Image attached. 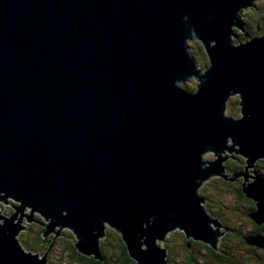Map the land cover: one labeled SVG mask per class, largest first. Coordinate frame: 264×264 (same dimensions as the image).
Wrapping results in <instances>:
<instances>
[{
    "label": "water",
    "instance_id": "1",
    "mask_svg": "<svg viewBox=\"0 0 264 264\" xmlns=\"http://www.w3.org/2000/svg\"><path fill=\"white\" fill-rule=\"evenodd\" d=\"M256 1L0 0V264H51L17 238L37 214L99 261L106 225L137 264H169L176 229L221 252L198 193L212 176L244 177L264 225V35L235 42ZM232 152L246 164L229 175ZM245 240L264 249V232Z\"/></svg>",
    "mask_w": 264,
    "mask_h": 264
},
{
    "label": "rangeland",
    "instance_id": "2",
    "mask_svg": "<svg viewBox=\"0 0 264 264\" xmlns=\"http://www.w3.org/2000/svg\"><path fill=\"white\" fill-rule=\"evenodd\" d=\"M263 5H264V1L257 0L254 6H252V8L243 10L244 11L243 16L245 17L243 16L241 17L240 23H242L246 28H248L247 34H251V36L264 35V14H263L264 6ZM189 44L191 46L190 51L196 57L198 66L201 67L203 70H206L209 59L206 53L204 52L203 48L201 47L200 43L195 38L189 41ZM183 86L184 87L190 86L191 88H196L197 80L190 79ZM237 99L239 100L238 95L232 96L230 98L227 104L226 112L228 115H232L234 117L240 118L241 117V114H240L241 107L239 104L240 101L237 102ZM223 155L231 156V154L228 151H226V153ZM232 155H234L235 157L241 156L244 158V160L242 161L243 164L239 165L238 170L240 171V170L245 169L243 165L246 164V161H245L246 158L242 156L241 154H236L235 152H232ZM205 158L208 160H213V159H217V156H214L212 152H209L208 154L205 155ZM230 160L232 159L229 158L225 160L222 164L223 166H225L227 170L229 169L228 164H230ZM252 170L253 169H248V171H250L249 174H253L251 172ZM228 174L231 175V173H228ZM214 179H210L206 181L205 184H203L199 188L198 193L200 196H202L204 200V203H201L202 206H204L212 216L214 215L213 217L216 218L218 222L227 229V231H225L223 235L219 236L220 242L216 246L217 249L223 253H227L226 250L229 249L228 254L231 251L230 253H232L235 256V258L232 259V257H228V255H226L227 257H225L223 253H220L221 255H223V257H212V256L208 257L204 250L203 251L200 250L201 253L205 255V259L203 260V262L199 261L197 264H264V253H259V252L257 254L254 253L253 251L247 248L248 245L240 244L239 239H237L236 237L239 231H241L244 235H247V236L256 235V233L252 234L253 232H255L254 222L252 221V219L248 218V212H249V210H247L248 204L244 200H242L238 195L231 192L230 191L231 189L227 191L225 185H223V183L219 181V179L220 180L222 179L220 176H217V178L214 177ZM236 180L240 181L242 184L245 183L244 177L240 176ZM251 181H253L252 178H250V182ZM226 182L234 183L231 181L224 180V183ZM26 213L29 214L30 212L26 211ZM217 213L220 214L221 217L218 216ZM251 213L252 212H250V214ZM36 217L41 218L39 214H37ZM26 221H27V218L24 216L22 219V222H23L22 224L24 225ZM42 222L47 224L45 219L44 220L42 219ZM25 225L27 226L28 231L27 230L21 231V233L17 236V238L21 240L22 244L28 250L30 249V247L28 246L34 245L29 235L34 234V231L32 230H37L38 228H37L36 222H31V223L26 222ZM44 229H45V226H44ZM56 229L59 230V227H57ZM111 231L116 232V230H114L111 226L106 225V235H105V238L103 237L101 239V243L107 244V241L110 240V237H108L107 233ZM60 233H62L61 234L62 236H57L59 237L57 238V240L61 241V239H67L69 240L70 243L73 244V242L75 241V236L73 235V232L69 228H65L61 230ZM166 236H167L166 238L169 239L167 242L168 244L166 242L165 244H162V245H161V242L159 243L161 246H164L165 248H167V245H168V249H169L171 246L173 248L175 245L179 244L180 238L184 237L185 233L179 229H176L175 231H169ZM48 237H49V234H48ZM191 239L194 240L193 238ZM59 243L56 244L57 246L54 248V251L52 252L51 257L52 256L61 257L63 261L67 262L69 261V256L65 252H63L62 244H59ZM38 249L39 250L38 251L35 250V252H39L43 256L45 252V248L42 249L38 247ZM113 250L115 249L112 248L111 253ZM58 253H62V254L59 255ZM182 254L183 252L179 251V255L182 256ZM176 257H179V256H176ZM228 258L229 259L231 258V260L233 261H228ZM53 261L58 263L57 260H53ZM177 263L184 264L185 261L182 262L181 259H177ZM74 264H79V263H74Z\"/></svg>",
    "mask_w": 264,
    "mask_h": 264
},
{
    "label": "trees",
    "instance_id": "3",
    "mask_svg": "<svg viewBox=\"0 0 264 264\" xmlns=\"http://www.w3.org/2000/svg\"><path fill=\"white\" fill-rule=\"evenodd\" d=\"M243 15H244V11H241L240 16H239L240 19ZM243 17H245V16H243ZM243 27H244V25L242 23H240L239 27H237L235 29V32H236L235 33V36H236L235 42L236 43L244 40L245 38H248V36H251V34L244 33L246 28L244 29ZM186 88L188 90H195L196 89V88H191L190 86H186ZM237 102H239L238 99H237ZM243 159H244L243 157H239L240 163L237 161H230V164H228V165L230 168L232 167L231 170H234L235 168L239 169V165H241ZM259 162L261 163V166H258V167H260V169H261L260 172L264 175V159L262 161H259ZM235 163H237V164L234 166L233 164H235ZM219 181L221 183H223V185H225L227 191H229V189L234 190V187H235L234 184H225L224 181L220 180V179H219ZM238 195H239V197L243 198L244 200H247L246 198H248L246 195H244L241 192V187L238 188ZM220 208H222V207H220ZM252 210L253 209H251L248 213H250ZM257 226L258 225H256L254 223V229L256 230L255 233H258L257 231H261V230L263 231L264 230V226H260V227H257ZM112 236L113 237H110V240H108L107 244L109 243L110 246H113V248L115 250H113L112 253L110 251L108 255L106 252H104V254H103L104 261H98V260L94 259L93 257H87V256L82 255L81 253H79L77 251L74 243L71 244L69 241H66L64 245L62 244V250H63V252H65L69 256V261L66 262V261H63L61 257H53V256H52L53 257L52 259L57 260L58 263L54 262L52 259H50L49 261L51 262V264H74V263H79V264H130V263H132L133 264V261H131L129 255H128V252L126 250V245L123 242L121 235L118 234L117 232H115L114 234H112ZM246 236L247 235H244L241 231H239L238 236H237V239H239V243L248 245L246 240H245ZM189 241L190 240L187 239V242H189ZM28 247H30V249H28V250H33V251L39 250L38 247H34V246H28ZM204 248H206L208 250V252H210L212 257H223V255L225 257H227L226 255H228V257H232V259L235 258V256L232 253H230L231 251L229 252L230 255L228 254L229 249L226 250L227 253H223V255H221L220 253H222V252H218L206 244H204ZM59 249H61V248H59ZM198 252H199V250H198ZM253 252L256 254L258 252L264 253V249H260L258 247H255ZM58 254L61 255L62 253H58ZM198 254L194 255V257H191L190 260L185 261L184 264H197L199 261L203 262V260L205 259V256L204 255L200 256ZM67 259H68V257H67ZM228 261H233V260H231V258L230 259L228 258ZM206 262H207V260H206Z\"/></svg>",
    "mask_w": 264,
    "mask_h": 264
},
{
    "label": "flooded vegetation",
    "instance_id": "4",
    "mask_svg": "<svg viewBox=\"0 0 264 264\" xmlns=\"http://www.w3.org/2000/svg\"><path fill=\"white\" fill-rule=\"evenodd\" d=\"M239 157H241V156H238V157H235L234 159L233 158H231L232 160H230V161H237V162H239ZM244 160V159H243ZM260 161H262V160H260ZM240 163V162H239ZM237 163H235V164H233L234 166L236 165ZM243 164V162L241 163V165ZM258 166H261V163L258 161V163H257V168L259 169V170H261L260 169V167H258ZM232 168V167H231ZM231 168L229 167V169L227 170V172L228 173H232V172H237V171H239L238 169H234V170H231ZM227 173V174H228ZM222 180V179H221ZM225 180V179H224ZM223 180V181H224ZM226 181V180H225ZM232 182H234V183H225V184H234L235 185V187H234V190H231L234 194H236V195H238V188L239 187H241L242 186V183L240 182V181H238V180H236V181H232ZM242 192V191H241ZM239 196V195H238ZM241 198V197H240ZM241 199H243V198H241ZM247 200H244L247 204H248V207H247V210H251V209H253L251 212H253V211H255L256 210V204H255V202L252 200V199H250V198H246ZM13 204V203H12ZM13 207V206H12ZM255 208V209H254ZM7 214V213H6ZM249 214L250 213H248V218H250L249 217ZM8 215V214H7ZM217 215L218 216H220V214H218L217 213ZM221 217V216H220ZM37 218V217H36ZM38 220H40V222H36V225H37V230H32V231H34V234H31V235H29V237H30V239H31V241H32V243L34 244L33 246L34 247H40V248H45V252H44V254L45 253H47L48 252V258H49V260L51 259V258H53V257H51V255H52V252L54 251V248L57 246L56 244H58L59 243V241L60 240H57V238H59V237H55V233H49V237H48V235L45 237L44 235H43V230H44V226L42 225V219L41 218H38ZM254 222V221H253ZM255 223V222H254ZM256 224V223H255ZM257 225V224H256ZM262 226H264V225H262ZM257 227H260L259 225L257 226ZM256 227V228H257ZM254 231L256 232V230L254 229ZM255 232H253L252 234H254ZM258 233H256V235L257 234H259V233H262V232H264V230L262 231H257ZM64 233V232H63ZM115 233V231H111V232H109V233H107L108 234V237H111L112 236V234H114ZM54 234V235H53ZM60 234H62V233H60ZM236 234V233H235ZM234 234V235H235ZM238 236V235H237ZM236 236V237H237ZM69 241V240H67V239H61V241H60V243L59 244H65V242L66 241ZM168 240L169 239H167L166 240V243L168 242ZM188 240H190V239H188ZM108 242V241H107ZM74 243V242H73ZM72 244V243H71ZM168 244V243H167ZM240 244H242V243H240ZM243 245V244H242ZM104 248V249H103ZM113 248V246H110V244L108 243V244H104V243H101V250H102V254H104V252H106L107 253V255L109 254V252L111 251V249ZM247 248L249 249V250H251V251H253L254 249H255V246H252V245H249L248 244V246H247ZM167 262L169 263V264H178L177 263V259H181V261L183 262V261H187V260H190L191 259V257H194V255H197L198 253V255H203V253H201V251L200 250H204L205 252H206V254H207V256L209 257V256H211V254H210V252H208V250L206 249V248H204V243L203 242H201V241H195V240H190L189 242H187V238H186V236H184V237H182V238H180V243L179 244H177V245H175L173 248H172V246L168 249V245H167ZM127 250V249H126ZM198 250H199V252H198ZM179 251H182L183 252V254H182V256L181 255H179ZM129 255V254H128ZM176 256H179V257H176ZM205 256V255H204ZM206 256V257H207ZM91 257H93V256H91ZM107 257V256H106ZM129 257H130V255H129ZM94 258V257H93ZM95 259V258H94ZM130 259H131V261H133V264H137V262L135 261V260H133L131 257H130ZM99 261V260H98ZM130 264H132V263H130Z\"/></svg>",
    "mask_w": 264,
    "mask_h": 264
},
{
    "label": "bare ground",
    "instance_id": "5",
    "mask_svg": "<svg viewBox=\"0 0 264 264\" xmlns=\"http://www.w3.org/2000/svg\"><path fill=\"white\" fill-rule=\"evenodd\" d=\"M190 80V79H189ZM224 153H226V152H224ZM223 153V154H224ZM223 154H221V157L223 158V157H225ZM213 160H217V159H213ZM257 168V167H256ZM255 167H252V168H248V169H253L252 171H254V170H257ZM214 177H216V176H214ZM214 177L212 176V178L211 179H214ZM217 178V177H216ZM205 184V183H204ZM245 184L247 185L248 183L247 182H245ZM214 216V215H213ZM105 238V237H104ZM191 240V239H190Z\"/></svg>",
    "mask_w": 264,
    "mask_h": 264
}]
</instances>
